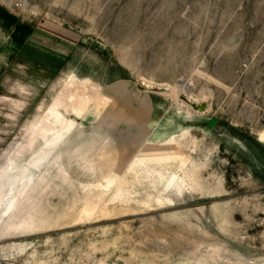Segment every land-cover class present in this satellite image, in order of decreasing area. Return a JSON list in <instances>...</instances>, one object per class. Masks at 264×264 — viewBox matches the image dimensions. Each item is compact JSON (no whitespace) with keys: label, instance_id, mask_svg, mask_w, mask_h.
<instances>
[{"label":"rangeland","instance_id":"374dc122","mask_svg":"<svg viewBox=\"0 0 264 264\" xmlns=\"http://www.w3.org/2000/svg\"><path fill=\"white\" fill-rule=\"evenodd\" d=\"M0 12V264H264V0Z\"/></svg>","mask_w":264,"mask_h":264},{"label":"bare ground","instance_id":"6f19581e","mask_svg":"<svg viewBox=\"0 0 264 264\" xmlns=\"http://www.w3.org/2000/svg\"><path fill=\"white\" fill-rule=\"evenodd\" d=\"M68 81H69V79H68ZM68 83H69V84H67V88L68 89H71L72 87H75V84H73L72 81H70ZM85 93H87V92H85L84 89L83 90H80V89H78V87H75L73 91H66V94H68L66 96L67 99L65 98V102L67 103L66 105H69L70 104L71 108H73L76 112H78L79 114H81L82 112H84L86 110V108L90 104H92L91 103L92 100L86 98V96L88 97V95H85ZM61 117H62V115H60V119H61ZM71 129H73V127H71ZM65 133H66L65 129L64 128H60L59 133H58V135L56 136V138L54 140V149H57L60 146V143H61V141H62ZM42 138L45 139V136L42 135ZM76 155H77V158H80L81 159V157H83L85 155V153H84L83 149H79L76 152ZM69 162H71V161H69ZM12 171L13 170L11 169V172ZM23 173H25V169L23 170ZM109 182H111V180H109ZM8 197H11V199H13L14 201H17L21 196H18V197L13 196V190H12L10 192V194H9ZM14 201H12V202L14 203Z\"/></svg>","mask_w":264,"mask_h":264},{"label":"trees","instance_id":"16d2710c","mask_svg":"<svg viewBox=\"0 0 264 264\" xmlns=\"http://www.w3.org/2000/svg\"><path fill=\"white\" fill-rule=\"evenodd\" d=\"M0 21L8 27H14L15 32L17 31L18 34H23L24 37H28L33 33V29L23 24L22 26L17 25L16 19L13 16L4 15L3 12H0Z\"/></svg>","mask_w":264,"mask_h":264},{"label":"water","instance_id":"95a60500","mask_svg":"<svg viewBox=\"0 0 264 264\" xmlns=\"http://www.w3.org/2000/svg\"><path fill=\"white\" fill-rule=\"evenodd\" d=\"M196 110H200V111H204L206 108L205 106H198V107H194Z\"/></svg>","mask_w":264,"mask_h":264}]
</instances>
